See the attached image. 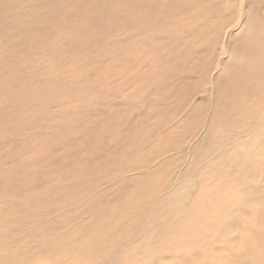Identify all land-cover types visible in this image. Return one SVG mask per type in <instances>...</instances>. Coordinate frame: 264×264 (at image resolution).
<instances>
[{
	"label": "bare ground",
	"instance_id": "1",
	"mask_svg": "<svg viewBox=\"0 0 264 264\" xmlns=\"http://www.w3.org/2000/svg\"><path fill=\"white\" fill-rule=\"evenodd\" d=\"M206 15L203 14L205 18ZM258 18H247L240 32L251 21L258 24ZM0 25H4L1 9ZM205 31L203 27L201 31L190 29L184 34L197 38ZM210 45H191L192 48L184 50L186 47L172 35V44L164 45L168 57L160 63L168 67L160 73L163 82L151 84L149 78H142L143 84L130 87L132 84L125 77L115 78L117 73L109 66L105 75H78L76 79L58 83L60 87L46 85L54 97L50 99L43 92L29 94V85L10 81L8 69L12 68L10 60L17 55L16 46L10 34L0 36V49L8 51L4 60L0 58V264H84L99 260L109 235L124 232L128 238L131 225L142 222L154 202L166 209L180 208L171 221H155L148 228L147 236L156 229L162 239V231L173 226L182 214L189 184L187 180L177 183L165 177V167L170 163L166 155L173 151L181 153L185 136L201 120L206 121L204 127L212 139L213 128L231 132L239 126L252 127L254 141L258 139L264 146L262 36L258 34L241 48L234 43L225 60L218 58L223 52L215 54ZM179 52H183L181 59ZM28 62L21 63L27 67ZM118 80L125 82L124 91L116 92L114 99L106 102L105 87ZM199 83L207 87L199 89ZM64 85L73 88V93L60 94ZM54 93L58 95L56 98ZM198 94L205 97L204 106L194 103ZM213 140L210 149L226 152L223 158L240 151L244 145L241 141L225 143L217 136ZM251 149L252 153L237 157L235 169L244 165L247 157H258L255 147ZM217 161H208L200 169V162L196 163L198 179ZM253 187L247 191L250 197ZM258 187L254 188L259 191ZM142 245V240L131 241L114 264H129L127 257L137 254ZM253 257L257 262L252 264L264 263V250Z\"/></svg>",
	"mask_w": 264,
	"mask_h": 264
},
{
	"label": "rangeland",
	"instance_id": "2",
	"mask_svg": "<svg viewBox=\"0 0 264 264\" xmlns=\"http://www.w3.org/2000/svg\"><path fill=\"white\" fill-rule=\"evenodd\" d=\"M232 1L0 0L2 4L0 9L3 11L4 17V25H0V36L10 34L17 51L14 59L10 60L9 66L12 68L8 69L11 74L9 79L15 82V85H29L31 87L28 91L29 94L43 92L50 99L54 97L50 91L46 90V85L57 86L58 83L76 79L78 75L90 74L93 77L100 73L105 75L106 68L108 69L109 66L113 67L117 73L114 74V77H125L127 82L132 84L130 87L143 84L142 78H149L150 82L152 81L151 84L163 82L160 73H163L168 67L160 63H163V59L168 57L167 52L164 54V45L172 44V35L177 37L178 44L186 47L184 50H188L191 45L205 46L213 42L209 47L214 49V53L216 50L215 54L217 55L223 52V56L219 55L218 58L224 60L230 49L236 44L240 48L246 43L250 44V41L255 39L258 34L264 41V32H261L264 31L262 23V21L264 22V0ZM260 2L262 5H259ZM252 3L253 5H251ZM215 4H217V8ZM249 12L250 14H248ZM203 14H207L206 18ZM216 15L218 17H215ZM251 16L259 17V23L251 21L248 28L246 27L240 32L242 25H245L247 18L251 19ZM208 25L209 27H207ZM203 27H206V34L203 32L202 36L197 37L201 41L184 34L190 29L201 31ZM246 31L251 35L248 36ZM165 34L168 35L163 36ZM217 35H220L221 38ZM233 35L238 38H234ZM243 36L245 37L242 39ZM7 52L1 47L0 58L2 60L6 58ZM179 58H183V52H179ZM21 62L29 64L24 67ZM129 62L130 64H128ZM79 84L84 86L81 81ZM124 84L123 80H118L111 86L105 87L107 90L106 102L113 100L116 92L124 91ZM204 87L207 86L200 83L197 85L199 89ZM73 91V88L64 85L63 92L57 93L65 94L73 93ZM57 93H54L55 98L58 96ZM205 101V97L201 94L194 97L195 104L204 106ZM89 103L90 98H85V104ZM76 107L77 111H81L79 106ZM206 111L210 112L209 109ZM91 114H94L93 109ZM201 121L191 129L195 131L192 135L190 134L192 131H189L185 136L184 149L181 148V153L173 151L166 155L170 163L165 167V177L169 180H177V183L184 180L189 181L184 201L185 209L181 210L182 214L174 222V225L166 229L163 228L162 236L164 237L162 239L156 229L147 236V230L153 222H169L174 219L180 209L175 206L166 209L160 203L154 202L142 222L133 223L132 227L130 226L132 233L128 238L124 232L116 233L113 236L109 235L103 244L100 259L84 264H114L119 261L120 253L126 245L131 241L141 240L143 245L138 253L127 257L129 264H252L253 261L257 262V260H253V256L258 257L264 250V243L261 242L264 239L262 236L264 235V204L262 205L264 203V164L262 163L264 162V146L259 144L258 139L254 141L255 134H252V127L239 126L231 132L217 128L216 131L213 128V139L217 136V138H222L225 143L241 141L244 144L240 151L223 158L226 152L210 149L214 140L210 134L207 135L208 132L204 127L206 121L203 120V123ZM208 142L210 144H207ZM200 146L206 147V149ZM252 147H255V153L259 154L258 157L254 159L247 157L244 165L235 169L237 164L234 163L239 162L240 155L245 156L252 153ZM201 150L202 153L199 152ZM216 159H218L216 164L204 172L201 179H198L196 172L208 161ZM198 162H200L199 169H194V165ZM189 163L190 165H188ZM226 171L227 174L223 178ZM231 173H235V175ZM253 185L256 188L259 185V191ZM251 186L253 187L252 197L249 193L252 189ZM260 186L263 187L260 189ZM244 188L247 189H245L246 192ZM191 196H193V200H189ZM260 235L261 237H259ZM229 239H231L230 242ZM252 245H255L254 248ZM258 263L264 264L262 261H258Z\"/></svg>",
	"mask_w": 264,
	"mask_h": 264
}]
</instances>
